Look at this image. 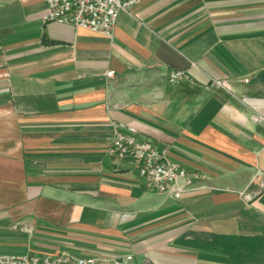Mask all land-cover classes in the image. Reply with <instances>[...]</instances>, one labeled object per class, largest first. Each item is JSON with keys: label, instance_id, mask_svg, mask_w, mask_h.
<instances>
[{"label": "crops", "instance_id": "obj_1", "mask_svg": "<svg viewBox=\"0 0 264 264\" xmlns=\"http://www.w3.org/2000/svg\"><path fill=\"white\" fill-rule=\"evenodd\" d=\"M46 11L0 0V253L264 264V0H140L111 37ZM113 121L199 177L149 190Z\"/></svg>", "mask_w": 264, "mask_h": 264}, {"label": "built area", "instance_id": "obj_2", "mask_svg": "<svg viewBox=\"0 0 264 264\" xmlns=\"http://www.w3.org/2000/svg\"><path fill=\"white\" fill-rule=\"evenodd\" d=\"M47 11L45 22L70 24L105 36H113L118 14L128 10L140 0H43ZM111 76L113 71H107ZM181 70H172L168 79L175 82ZM216 84L225 86L223 82ZM256 120L264 124V117L256 114ZM107 154L115 161L126 160L135 168L149 190L166 193L178 198L199 177L198 172H187L180 164L165 157L164 151L147 139L139 138L137 129L123 122H112V140ZM0 264H136L133 254H117L73 257L65 252L0 253Z\"/></svg>", "mask_w": 264, "mask_h": 264}]
</instances>
